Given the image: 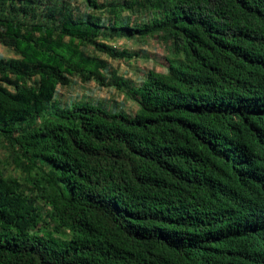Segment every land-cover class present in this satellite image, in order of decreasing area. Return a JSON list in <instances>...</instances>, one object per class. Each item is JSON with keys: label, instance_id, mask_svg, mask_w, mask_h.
I'll return each instance as SVG.
<instances>
[{"label": "trees", "instance_id": "trees-1", "mask_svg": "<svg viewBox=\"0 0 264 264\" xmlns=\"http://www.w3.org/2000/svg\"><path fill=\"white\" fill-rule=\"evenodd\" d=\"M85 2L0 0V264H264V0ZM124 37L171 55L136 112L53 108Z\"/></svg>", "mask_w": 264, "mask_h": 264}, {"label": "rangeland", "instance_id": "rangeland-1", "mask_svg": "<svg viewBox=\"0 0 264 264\" xmlns=\"http://www.w3.org/2000/svg\"><path fill=\"white\" fill-rule=\"evenodd\" d=\"M62 1L73 8L75 15L84 14L88 10L85 0ZM99 1L108 3L112 0ZM146 16L137 17V19L146 20ZM109 43L116 48L127 50L129 55L112 58L92 46L88 47L87 52L90 55L100 56L108 62L105 83L95 80L84 81L80 76H74L70 85L58 88L55 99L57 105H53V108H65L76 101H89L103 104L112 111H124L131 115L136 112L138 105L131 97V92L146 77L149 70L153 69L162 73L167 71L169 57H171L169 45L157 37H148L144 40L124 37ZM10 58H19V56L11 47L0 42V59ZM118 82L121 86L117 85ZM0 167L6 175L22 176L23 168L17 164L12 146L2 139H0ZM40 205L46 215L48 207L43 203Z\"/></svg>", "mask_w": 264, "mask_h": 264}]
</instances>
